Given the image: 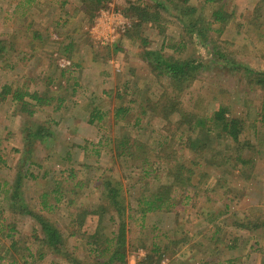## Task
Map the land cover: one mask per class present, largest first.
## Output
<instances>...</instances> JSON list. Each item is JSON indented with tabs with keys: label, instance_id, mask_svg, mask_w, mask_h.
Listing matches in <instances>:
<instances>
[{
	"label": "rangeland",
	"instance_id": "rangeland-1",
	"mask_svg": "<svg viewBox=\"0 0 264 264\" xmlns=\"http://www.w3.org/2000/svg\"><path fill=\"white\" fill-rule=\"evenodd\" d=\"M62 1L66 0H38L33 9L30 10L26 4L18 7L22 14L14 15L17 0H0V41H5L7 44V47L0 52V93L4 85H10L13 90H38L54 96L65 92L67 96L64 107L60 111L54 113L53 110L57 107L55 101L43 108L33 107L35 113L32 116L27 112H15L18 107L13 106L10 94L6 95V98L0 96V155L6 162V165L0 163V181L9 179L12 183L16 179L20 153L15 150H22L24 146V121L26 124L30 121L31 125L36 122L45 126L49 121H53L50 123L53 134L51 138H48L46 144L40 141L36 143L40 150H37L36 160L44 158L41 164L44 168L62 171L72 167L75 160L86 164V168L88 166L102 167L98 171L96 168L84 169L83 165L82 169L86 170L83 172L76 166V177L66 178L64 182L67 189L75 188L77 194L73 195V199L76 204L61 203L55 213V219L65 236L71 231H80L77 232V237L73 239L68 237V247L71 248L82 245L85 239L81 232H93L97 225V217L91 216H88L82 225L79 222L71 225L69 215L76 213L77 206L81 205L80 202L86 206L96 204L99 193L93 185L104 170H107L105 175H111L123 182L125 203L132 206H136L137 189L132 188L131 185L138 187L142 182V170L131 166L129 159H113L110 148L103 144L99 145L104 130L96 123L109 122V127L107 125L106 127L111 139L120 136L121 129L124 128L132 137H137L144 147H157L163 140L162 134L166 135L165 122L161 118L149 114L139 124L132 126L134 117L126 118L122 114V118L117 122L111 117L116 108L131 107V111H136L138 105L143 104L141 97L144 96L153 104V101L166 89L167 78H156L147 63L144 65L145 60L143 54H140L141 49L124 37L125 30L132 25V18L119 9L126 0H112L107 8L98 12L94 20L89 22L83 19L81 25H78L82 18L79 0H67L66 5L61 8ZM191 2L199 11L204 4V0H191ZM215 5L230 15L224 26L222 24L213 26L214 29H220L219 33L213 31V35L222 46L221 53L225 54L220 64L211 61L214 55L207 53L199 43H187V48L181 52H175L167 46L162 49L164 35L159 28H154L150 24L147 25L145 32L149 40L148 48L161 50L165 55L174 54L181 58L192 56L203 59L204 66L200 76L180 97L187 110L203 115L206 111L213 110L217 104H232V109L238 117L247 118L248 123L259 126V122L255 120L259 113L257 114V110L254 113L252 109L254 105L261 104L263 91L251 89L252 91L245 96L248 99L247 106L240 100L237 103L238 97L240 99V96H243L242 91L247 88L246 84L244 85L245 79L243 86L239 80L245 76V73L243 70L233 72L234 69H228L236 67V63L242 64L245 68H264V0H218ZM214 9L206 6L205 16L210 18ZM118 15L120 19L116 18ZM164 16H166V22L163 26L166 29L168 43L175 44L174 41L183 33V27L169 12H165ZM126 21L127 24H124ZM38 32L43 37L48 36V39L36 40V43L31 46L30 41ZM185 38L188 41L189 37ZM72 40L80 41V43L75 44L71 52H65L64 45ZM119 42L123 46L122 54L106 52L105 48L111 49ZM93 51H99L98 55L95 56ZM128 61L133 63L136 69L129 71L130 68L126 65L124 68L123 63L127 64ZM72 62L80 64L82 68L74 73L67 72L64 76L61 75V69L68 68ZM124 83L128 84L126 88ZM123 91L128 94H124ZM118 92L123 94L122 98L117 97ZM132 99H135V102L132 103ZM97 112L106 113L103 121L98 122L96 119L94 124H90L88 122L90 115L95 116ZM203 133L202 129L198 132L201 136ZM179 139L178 135L171 139V149L166 152L168 156L163 155V157L170 158L172 149L175 151L177 146L179 148L183 145ZM225 142L224 139H219L214 146L216 149L214 150V147L213 150L208 149L205 153L206 159H201L200 163L193 167L190 163L195 158V152L194 154L184 149L180 152V156L176 153L177 158L173 160V163L184 162L190 166L195 173V183L199 182L203 172H209V175L211 173L215 176V180L203 177L201 191L197 196L193 189H189L186 193L188 198L183 199L178 206L177 217L169 212L151 213L145 220V226H142L139 221L135 225L128 221L130 222L128 260H134L138 264L147 256L149 249L138 247L141 241H134L140 235H145L150 236L162 250L166 249V256L158 263L167 260L168 264H171L177 255L173 253L178 249V254L187 255V258H184L185 264H206L205 260L209 259L212 251L219 249L214 254L216 257L214 264H227L226 260H232L234 264H264V131L259 133L257 140L252 139L253 144L262 148L260 149L262 152L255 164L245 169L246 174L243 177L233 175V171L234 174L240 173V166L234 169L226 162L227 159L224 156L217 155L221 150L225 151ZM83 145L88 146L85 152L80 149ZM212 151L215 152L214 156ZM69 152L71 160L64 161ZM164 160L166 161L165 158ZM214 161L219 163L218 168H213L211 165ZM35 171L43 170L35 167ZM64 175L66 177L67 173ZM167 179L163 175V182ZM218 179H222V182H218ZM77 181L87 182L94 193L75 187ZM32 183L31 179H25L21 188L24 197L30 200L38 195L42 188L41 185L35 188ZM150 183L151 187L154 186L153 179ZM208 188L214 189L207 192L208 194L202 193ZM228 188L230 190L226 196ZM88 192L90 194L87 195ZM179 193L180 191H176L175 196ZM3 197L4 195L1 194L0 201ZM4 204L6 207L7 202ZM223 204H228L230 207L226 210ZM5 207L6 223L15 222L20 232L17 235L29 239L32 229L38 228L37 224L29 216L14 214ZM243 218L248 224L250 221L258 220L262 226L253 232L242 229L237 225ZM153 226L156 228L153 229ZM216 228L219 240L209 241V236ZM200 235L207 237L206 241L203 240L202 246L197 242L199 241L197 237ZM172 236L182 239L185 237V242L179 247L172 245L170 243ZM257 236L259 238H255ZM189 247L193 249L191 253L188 252ZM83 254L82 258L87 259L86 253ZM50 262L51 258L46 259L42 264Z\"/></svg>",
	"mask_w": 264,
	"mask_h": 264
},
{
	"label": "trees",
	"instance_id": "trees-1",
	"mask_svg": "<svg viewBox=\"0 0 264 264\" xmlns=\"http://www.w3.org/2000/svg\"><path fill=\"white\" fill-rule=\"evenodd\" d=\"M111 1L112 0H79L81 3L80 10L82 12V18L79 20L78 25L82 24L81 22L83 19L89 22L94 20L98 12L101 9L107 8L108 3ZM217 1L218 0H204V4L200 11L192 4L191 0H126L120 5L119 9L122 13L132 18V25L125 30L124 37L134 42L135 47L141 49L140 54H143L145 60L144 65L147 63L156 78H167V86L160 96L153 101V104L144 96L141 97V100L144 101L143 104H139L136 111H131V107L116 108L111 118L117 122L118 119L122 118V114H124L126 118L134 117V123H132V126H134L139 124L147 115L154 114L159 117V119L161 118L164 120L166 135L162 134L163 140L158 143L157 147H144V144H142L137 137H132L130 132L125 131L124 128L121 129L120 136L111 139L110 135L107 133L106 127V125L109 127V122L104 121V123H96L104 130L99 145L103 144L108 146L110 151H112L110 153H112L111 157L113 159H129L131 166L142 170V182H140L138 187L136 185H131L132 188L137 189L135 197L137 201L136 206H132L131 204L125 203L124 184L121 180H116L111 175H105L107 170H104L103 173L97 177L93 185V188L97 189L99 193L96 204L86 206L82 204L83 202H80L81 205L77 206L76 213L73 212L69 215L71 225L77 222L81 225L84 224L88 216L92 218L97 217V225L93 232H81L85 239L82 245L72 246L71 248L68 247V237L73 239L78 236L77 232L80 231H71V233L65 236L58 226L55 213H57L61 203L68 202L70 205L76 204V201L73 199V195L77 194L75 188L67 189L64 186L66 178L74 179L76 177V166L82 169L84 165V169L90 168L91 170L92 168H96L98 171L101 170L102 167L91 165L92 167L88 166V168H86V164L75 160L73 161L74 166L71 165L72 167L62 171L44 168V166L41 165L43 164L44 158L39 161L36 160L38 158L37 150H39L36 143L40 141L46 144L48 138H51L53 134L51 133L52 127L50 123H53V121H49L47 126L44 124H37L36 122L31 125L30 121L26 124V121H24L23 126H25L23 130L26 132H23L24 146L22 150H15L20 153V165L16 172V179L12 183L9 179L0 181V195H4L2 201H0V264H42L43 261L49 258H51L49 264H116L117 262H127L129 256V223L131 222L135 225L136 222L139 221L142 226H145V220L151 213L169 212L172 216L177 217L178 206L181 205L183 199L188 198L186 193L189 189H193V192L197 196L201 191L200 185L203 183V177H209L215 180V176H212L211 173L209 175V172H203L199 182L195 183V173L190 166L193 167L198 165L201 159L205 160V153L208 149L213 150V147L219 139H224V141H226L224 144L225 151L222 152L221 150L217 155L221 157L224 156V158L227 159L226 162L233 166L232 168L237 169L238 166L241 168L239 174H234L233 171V175L243 177L246 174L245 169L255 164L259 154L262 152L260 151L262 148L253 144L252 139L255 138L257 140L259 133L264 131V68H245L242 64L236 63V67L228 69H234L232 70L233 72H240V70H243L245 73V76H242L239 80L243 86V80L245 79L244 85L246 84L247 88L245 89V86V90L242 88L243 96H240V99L238 97L237 103H239L240 100L241 103L247 106L248 99L245 96L249 92L253 89L263 91L261 104L257 106L254 105V108L251 107L254 113L256 110L257 114L259 113V115H257L258 118L255 119L259 122V126H257L254 123H248L247 118L243 119L238 117L232 109V104H217L214 106L213 110H208L203 115L187 110L183 101L180 100V97L184 91L192 86L198 76H200L199 74L204 66L203 59L192 56L181 58L174 54L165 55L161 50H152L148 48L149 40L145 32L147 25L150 24L154 26V28H159L161 34L164 35L162 49L167 46L175 52H181L187 48V43H199L207 53H212L214 55L211 61L220 64L225 54L221 53L220 49L222 46L217 37L213 35V31L219 33L220 29H214L213 26L215 24H222V26H224L230 15L226 13V11L216 7L215 4ZM37 2L38 0H17L14 15L18 13L22 14V11L19 10L18 7H23V5L27 4L28 8L31 10ZM66 3L67 0L62 1L61 8H63ZM206 6L215 8L210 18H207L204 14V8ZM257 8L260 7L257 6ZM165 12H169L177 18L183 27V33L174 41L175 44L168 43L166 29L163 26L166 22V16H164ZM185 37H189L188 41ZM43 38L48 39V36L43 37L40 32L36 33L30 41L31 46L36 43V40H45ZM5 43V41H0V52L7 47ZM78 43H80V41H70L64 45V51L71 52L75 44ZM122 48L123 46L119 42L113 45L111 49H109V47L105 49L108 54H110L111 51L115 54H122ZM23 51L24 50H22V52ZM93 53L97 56L99 51H93ZM125 65L130 68L129 71L136 69L130 61H128L127 64L126 62L123 63L124 68H126ZM80 68H82L80 64L72 62L68 68L61 69V75L64 76L67 72L74 73ZM124 86L126 88L128 84L124 83ZM104 93L108 95V93ZM123 93L128 94L126 91H123ZM9 94L11 95L13 106L18 107V109H15V112H27L30 116L35 113L33 107L43 108L51 105L55 101L57 102V107L53 111L56 113L64 107L67 98L65 92L54 96L39 92L38 90H13L12 86L4 85L0 96L6 98V95ZM117 97L122 98L123 94L118 92ZM131 102H135V99H132ZM92 115L93 114L90 115L91 117L88 121L90 124H94L96 119L98 122L103 121L106 113L97 112L95 116ZM201 129L204 130L203 136L198 134ZM176 135H178L183 145L180 144L181 146L179 148L177 146L175 151L172 149L170 158L163 157V155L168 156L166 152L171 149V139L176 137ZM168 141H170L169 144ZM80 149L85 152L88 146H80ZM184 149L196 153H194L195 158L191 161L190 166L184 162L180 164L173 163V160L177 158L175 157L176 153L180 156V152ZM215 149L214 147V150ZM214 153L215 152L212 151L213 156ZM99 154L98 151V156ZM63 160L70 161L71 153L69 152L67 157ZM0 163L6 165L1 155ZM218 164L217 161L211 163L213 168H218ZM35 167L43 171L36 172ZM85 171L86 170H83V172ZM34 172L36 174H34ZM65 173H67L66 177L64 175ZM163 175L165 178H168L166 182H163ZM28 178L31 179L35 188L40 187V185L42 187L38 195H35L31 200L29 198L26 199L24 197V192L21 190L23 180ZM151 179H153L154 182V186L152 187L150 183ZM218 182H222V179H218ZM84 183L82 181H77L75 187L83 191L94 193V191L88 187V183ZM229 188L226 191V196L229 193ZM213 189L214 188L205 189L202 193L208 194L207 192H211ZM176 191H180L177 196H175ZM89 192L87 195L90 194ZM6 202L7 206L5 207L4 203ZM223 205L226 210L230 207L228 204ZM4 207L14 214L29 216L34 220L38 228L34 227L32 229V234L29 239H24L22 236L17 235L20 232L15 222L6 223V218L4 216L6 209H4ZM128 221L130 222L128 223ZM237 226L253 232L259 229L262 224L258 220H256V222L250 221L248 224L246 219L243 218L240 219ZM155 228L156 227L153 226V229ZM217 233L218 229L216 228L210 236L208 235L209 241H218L219 238ZM199 234L197 236H199ZM171 238L170 243L177 247L185 242V237L182 239L172 236ZM197 238H199L197 242H199L201 246L203 245V240L206 241L207 239V237L203 235ZM252 238L254 239V237ZM255 238L259 237L257 236ZM138 240L141 241L138 247H147L149 249L147 256L139 261L138 264H155L166 256V249L162 250L156 242L152 241L150 236L140 235L134 241ZM192 250V247H189L188 252L191 253ZM216 250L217 251H212V254L209 255V259L205 260L206 264H214L216 262L214 254H216L219 249ZM83 253H86L87 259L82 258L84 256ZM178 253V249H176L173 254L177 255L172 260L171 264H182L185 262L184 258H187V255ZM226 262L227 264H234L232 260H226Z\"/></svg>",
	"mask_w": 264,
	"mask_h": 264
},
{
	"label": "built area",
	"instance_id": "built-area-1",
	"mask_svg": "<svg viewBox=\"0 0 264 264\" xmlns=\"http://www.w3.org/2000/svg\"><path fill=\"white\" fill-rule=\"evenodd\" d=\"M103 15L107 16L106 13H103ZM116 18L120 19V15L116 16ZM124 24H127V21ZM116 264H137V263L134 260H128L127 262H117ZM158 264H168V261L167 260H162Z\"/></svg>",
	"mask_w": 264,
	"mask_h": 264
}]
</instances>
